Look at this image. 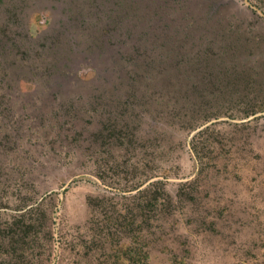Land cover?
Returning <instances> with one entry per match:
<instances>
[{
	"label": "rangeland",
	"instance_id": "rangeland-1",
	"mask_svg": "<svg viewBox=\"0 0 264 264\" xmlns=\"http://www.w3.org/2000/svg\"><path fill=\"white\" fill-rule=\"evenodd\" d=\"M0 0V264H264V0Z\"/></svg>",
	"mask_w": 264,
	"mask_h": 264
},
{
	"label": "water",
	"instance_id": "water-1",
	"mask_svg": "<svg viewBox=\"0 0 264 264\" xmlns=\"http://www.w3.org/2000/svg\"><path fill=\"white\" fill-rule=\"evenodd\" d=\"M248 4H249V1L248 0H245Z\"/></svg>",
	"mask_w": 264,
	"mask_h": 264
}]
</instances>
